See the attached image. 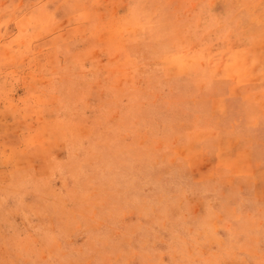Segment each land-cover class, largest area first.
I'll use <instances>...</instances> for the list:
<instances>
[{
	"label": "rangeland",
	"instance_id": "obj_1",
	"mask_svg": "<svg viewBox=\"0 0 264 264\" xmlns=\"http://www.w3.org/2000/svg\"><path fill=\"white\" fill-rule=\"evenodd\" d=\"M0 264H264V0H0Z\"/></svg>",
	"mask_w": 264,
	"mask_h": 264
}]
</instances>
